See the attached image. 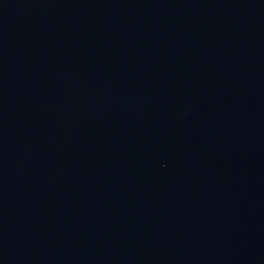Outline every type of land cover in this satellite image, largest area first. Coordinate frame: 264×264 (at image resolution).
<instances>
[{
  "label": "water",
  "instance_id": "95a60500",
  "mask_svg": "<svg viewBox=\"0 0 264 264\" xmlns=\"http://www.w3.org/2000/svg\"><path fill=\"white\" fill-rule=\"evenodd\" d=\"M0 264H264V0H0Z\"/></svg>",
  "mask_w": 264,
  "mask_h": 264
}]
</instances>
